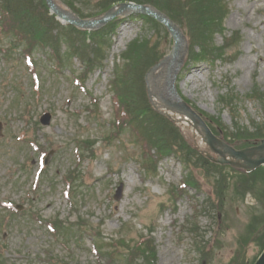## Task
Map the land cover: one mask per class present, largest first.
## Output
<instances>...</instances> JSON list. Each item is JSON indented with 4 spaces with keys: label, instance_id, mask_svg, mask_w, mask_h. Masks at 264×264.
<instances>
[{
    "label": "rangeland",
    "instance_id": "374dc122",
    "mask_svg": "<svg viewBox=\"0 0 264 264\" xmlns=\"http://www.w3.org/2000/svg\"><path fill=\"white\" fill-rule=\"evenodd\" d=\"M67 1L86 18L99 12L95 9L99 0ZM159 1L169 11L180 10L183 3ZM207 1L210 9L204 4V17L209 11L219 16L203 39L206 44L201 40L197 49L202 50V56L205 49L212 51L216 61L208 60L207 64L199 60L184 71L179 91L230 130L234 124L264 127V110L249 98L256 89L264 98V0ZM126 21L109 28L107 36L99 35V41L106 43L101 50L106 59L104 67L97 66L82 85L74 84V77L81 72L76 60L57 73L51 68L48 53L38 52L33 55L36 78L30 73L33 69L26 70L23 53L18 52L9 64L0 56V264H50L49 258L65 264H108V255L102 254L103 259L98 260L90 251L94 236L106 252L112 250L111 239L134 244L152 236L156 264H229L239 241H247L261 223L254 197L235 192L233 183L223 191L226 195L222 203L204 204L210 193L204 176L200 180L202 193L190 189V195L174 206L168 191L180 185L186 175L179 160L169 157L158 164L155 175H147L140 168V152L130 134L109 147L105 145L115 119L110 81L114 73L120 75L124 70L132 41L144 33L140 21ZM235 33V40L221 50L223 38ZM149 34L153 35L152 46L167 53L169 39L163 31ZM51 35L59 40V54L68 62L65 38L58 37L56 31ZM20 101L29 104L21 114ZM46 113L51 122L44 126L39 121ZM183 129L189 141L201 143L190 128ZM21 132L26 134L28 144L20 140L23 134L18 137ZM78 139L94 142L93 156L78 152L74 143ZM46 160L41 167L40 162ZM68 174L78 178V188L72 193L64 182ZM260 179L264 183V175ZM253 186L264 191L261 183ZM17 206L22 207L23 218L10 219L9 211ZM28 213L42 221L36 222ZM195 214L202 253L193 251L191 235L179 230L189 229L187 223ZM50 219L62 225H87L88 231L77 233L76 238L68 235V246L48 233L45 221ZM263 246L262 239L248 246L247 257L240 264H253ZM113 264H124L123 256Z\"/></svg>",
    "mask_w": 264,
    "mask_h": 264
},
{
    "label": "trees",
    "instance_id": "16d2710c",
    "mask_svg": "<svg viewBox=\"0 0 264 264\" xmlns=\"http://www.w3.org/2000/svg\"><path fill=\"white\" fill-rule=\"evenodd\" d=\"M88 1L90 2L91 0ZM140 1L144 0H99L97 10L99 12L106 11L113 4L119 2L140 3ZM146 1L149 4L157 6L161 11H165L173 18H182L181 22H184L188 27V33L192 43L191 53L193 60H209L213 57L212 51L205 49L206 55L202 56L201 49L199 53H196L193 49L194 47L198 48L199 42L206 39L208 29L217 24L219 14H216L215 10V16L209 11L208 15L204 17V8L207 10L210 9V3L207 0H179V4L183 2L180 4V10L171 9L170 7L172 11L166 9L159 0ZM204 4H207V7H204ZM74 11L80 17L84 18L78 10ZM0 12L2 16L1 25L4 31H9L8 36H6L9 42L13 41L15 43L16 40L24 42L27 47V52L46 46H51V49L53 48L55 50L59 44V40L51 34L56 31L59 34L58 37L65 38L71 44L72 55H77L82 58L86 70L91 71L93 67L102 65L104 60H106L101 55L102 46L105 45V42L102 39L101 42L99 41V35L103 36V33L81 31L74 27H58L59 25L54 23V19L48 16L47 6L44 0H0ZM145 21L150 25L149 29L157 30V24L154 21L147 18H145ZM92 40L96 41H94L91 47L89 44ZM227 44L228 40H226ZM128 48L127 55H125L128 59L125 65L127 74L121 77V79L127 80L117 82V95L121 106L124 107L130 120L136 122L140 134L146 137L158 149L168 153L173 148L176 149V147H179V149L183 150L179 152L181 154L179 156L185 159L186 162H190V160L198 162L199 168L206 174L211 170L217 172V167L211 165L205 158L197 155L195 151L190 149L183 138L180 137L178 129L169 120L155 113L148 104L145 89V74L161 58V55H157L159 54L158 49L152 46L151 40L148 38H137ZM213 51L217 52V49L213 48ZM67 56L68 60H71V54L68 53ZM55 59H57L56 56ZM216 125L219 126L218 124ZM255 132L256 134H243L242 132V135L237 134L234 136L238 142L244 139L246 144L249 145L253 139L258 140L257 138H264V129L259 127L255 129ZM219 175L220 177L215 178L217 179L215 182L217 194L221 193L222 188L226 185V177L222 176L221 172H219ZM263 175L264 169H261L260 172L251 176L250 180L247 179L248 177L242 180L248 181V183H261L263 187L264 183L260 179ZM258 190L261 191L259 188ZM257 195L260 198V192H257ZM261 198L264 199V191H261ZM262 220H264V215L262 216ZM143 256L148 263V260L154 254L150 251H143Z\"/></svg>",
    "mask_w": 264,
    "mask_h": 264
},
{
    "label": "water",
    "instance_id": "95a60500",
    "mask_svg": "<svg viewBox=\"0 0 264 264\" xmlns=\"http://www.w3.org/2000/svg\"><path fill=\"white\" fill-rule=\"evenodd\" d=\"M50 8L57 14L59 15L61 18H66L62 13H60L52 4L50 0H47ZM125 9H135V10H139V12L142 13H146L149 15L154 16L155 18H157L160 21H164V18H162L159 14H156L153 10L149 9V8H132V7H128V5L125 7ZM114 13L110 12L101 22H97V21H80V20H73V19H67L68 22L76 27L82 28V29H94L97 28L100 24L108 21L111 16H113ZM191 119L194 120V122L201 124L203 127V123L200 121V119L195 116L193 113H191V115H189ZM207 134H209V132L206 130ZM210 139H212V137L209 135ZM206 139H208V136L206 137ZM208 141V140H207ZM215 141V140H214ZM216 144H219V142L215 141ZM264 148V143L261 145V147H259L256 150H262ZM254 151L252 152H242V153H237L236 156L240 157L242 159H244L246 162L249 160L248 156L252 155ZM257 264H264V254L262 255V257L260 258V260L257 262Z\"/></svg>",
    "mask_w": 264,
    "mask_h": 264
}]
</instances>
